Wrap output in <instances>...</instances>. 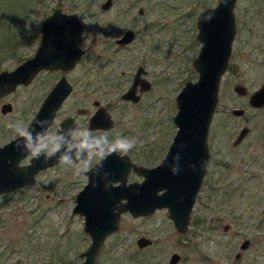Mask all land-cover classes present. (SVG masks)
Here are the masks:
<instances>
[{"label":"rangeland","instance_id":"obj_1","mask_svg":"<svg viewBox=\"0 0 264 264\" xmlns=\"http://www.w3.org/2000/svg\"><path fill=\"white\" fill-rule=\"evenodd\" d=\"M103 1L0 0V69H11L33 53L45 14L56 7L77 12L84 21L91 53L87 60L90 74L74 91L83 93L87 78L90 100L102 95L113 100V94L124 89L142 64L154 82L152 90L137 105L115 106L116 123L106 134L117 138L125 127L129 130L125 142L141 139L159 149L176 130L177 92L186 80L198 75L193 66L201 45L196 38L197 14L217 0H113L106 9L101 6ZM234 14L236 33L209 127L212 165L204 176L188 229L178 231L166 208L149 216L123 212L94 264H171L173 252L180 257L174 264H264V106L248 102V95L264 81V0H236ZM128 27L135 30V37L120 49L114 38ZM236 82L246 86V94L234 90ZM48 85L20 86L7 98L14 107L0 110V144L17 132L9 125L27 123ZM76 94L66 101L59 116L72 103L86 101ZM236 107L244 112L234 114ZM77 120L81 129L76 131H86L83 117ZM243 125L249 126V133L233 144ZM106 137L98 133L92 139ZM48 138L47 134V147L52 142ZM138 151L135 156L144 160L146 152ZM145 158L151 161L156 155ZM83 165L59 163L40 172L31 188L0 195V264L81 263L79 253L90 242V235L83 229V214L72 208L76 192L86 181L79 171ZM141 237L148 239L142 246L137 244ZM245 238L249 244L235 258Z\"/></svg>","mask_w":264,"mask_h":264},{"label":"water","instance_id":"obj_2","mask_svg":"<svg viewBox=\"0 0 264 264\" xmlns=\"http://www.w3.org/2000/svg\"><path fill=\"white\" fill-rule=\"evenodd\" d=\"M235 1L217 0L215 5L206 6L197 14L196 38L201 45L193 58V66L198 75L194 80H186L175 96L177 110L173 122L176 130L161 161L152 167L139 165L127 154L118 153L116 146L109 145L106 155L86 170L88 179L77 191L72 208V212L83 214V229L90 235V242L79 253L83 257L80 264L95 263L105 237L118 228L121 214L125 211L137 216L149 214L156 207H167L168 216L176 228L186 230L196 191L210 160L209 127L218 101L221 76L228 67L236 33ZM110 3L111 0H105L102 7L106 8ZM81 33L82 24L76 12L67 13L60 7L54 8L43 18L40 45L34 53L12 69L0 70V95L13 91L19 83H28L40 68L72 66L82 51L77 46ZM132 36V29H127L117 41H128ZM140 69L139 66L136 76ZM233 88L238 94L247 92L246 86L240 82H236ZM69 91V84L64 79L59 80L49 90L25 129L34 137L42 133L51 124L56 109ZM249 102L256 106L264 105V81L249 95ZM8 109L10 103L3 104L2 110ZM232 112L242 114L243 108H233ZM106 116L103 109L98 110L91 117L90 126L109 127L112 122ZM38 121L48 123L41 127ZM71 126L69 123L68 131ZM246 130L245 126L241 128L234 143L243 138ZM63 140L61 138L59 151L52 155L42 153L39 157L33 156L31 163L24 165L18 161L29 152L17 147L23 143L20 134L0 145V193L31 185L33 174L38 169L56 163L65 154L78 159L80 153L68 150L69 146ZM130 167L144 178L127 182ZM146 241L147 238L141 237L137 242L142 246ZM248 243L249 240L245 239L241 247H247ZM238 256L239 253L236 254ZM178 257L173 253L170 262H176Z\"/></svg>","mask_w":264,"mask_h":264},{"label":"flooded vegetation","instance_id":"obj_3","mask_svg":"<svg viewBox=\"0 0 264 264\" xmlns=\"http://www.w3.org/2000/svg\"><path fill=\"white\" fill-rule=\"evenodd\" d=\"M112 1L113 0H111V3H110V5L108 7L111 6ZM102 3H101V6H102ZM108 7H106V8H108ZM106 8H104V9H106ZM140 8H138V12L139 13H142L143 10L140 12L139 11ZM53 10L51 12L45 14L41 18L40 25H39V32H38V43L35 45L34 51L40 45V40H41V27H42L43 18L45 16H47L48 14H51L53 12ZM233 10H234V7H233ZM64 11H66V10H64ZM66 12L69 13V12H73V11H66ZM77 15H78V18L80 19L81 24H82L81 38H80V41L78 42L77 46L82 51L79 53V55H78L77 59L75 60V62L73 63V65L70 66V67H68V68H62V67H51V68L50 67H43V68H40L33 75L32 79L28 83H26V84L19 83L13 91H10V92H7L5 94L0 95V110H2V106L5 103H10V109H8L6 111H3L2 110V112L11 111L13 109L14 106H13L12 102L10 100H8L7 98L12 93H14L15 90L18 89V87H20V86L33 85L35 82H37V83H43L45 85L46 84L48 85L50 83L46 87L47 89L44 91L42 97H40L41 99H40V102L37 105V108L32 113V115L28 118L27 123L24 124L23 127H21V128H24L25 129L26 126L28 125L30 119L37 112V110L40 107V105H41L42 101L44 100L45 96L48 94L49 90L59 80H63L64 79L69 84L70 91L65 96V98L63 99V101L60 104V106L56 109V111H55V113L53 115V120H52L51 124L48 125L47 128L41 133V134H43L44 137L48 134V137H49L48 139L50 141H52V142H49L48 143L49 144V147H47V149H45L44 152H45V154H47V152H50L55 147V144L56 143H59L60 144L61 138H63L64 139L63 141L69 146L67 148L68 150L70 149V151L73 152V153H80L78 155L79 156L78 159H75L70 154H65L63 156L69 158L68 159V162H75V163L81 162V164H84L83 167L79 168V171H81V173H83L86 176V181H87L88 176L86 174V170H88L89 168H91L92 165L95 162L99 161L102 157H104L106 155L108 146L109 145L116 146L118 144V142H120L121 140H124V142L126 140L125 139V136H126L125 133L128 132L129 130L128 129H124L125 127L120 129V131L118 132V135H115V136H117V138H113V134H112L111 137H110V135H107L106 134V132L107 133L108 132H111V130L114 128L115 123H116V119L117 118H116V115L114 113V107L115 106H120V104H123V105H137V103H140V102L144 101L146 95L152 90V88L154 86V82L148 76V69L145 68L142 64H139L137 66V68L135 69V72L132 74V78L130 79V81L128 82V84L124 87V89H122L119 93H114L113 94V96H114L113 100H111V99H106L105 100V99H103V97H104L103 95H102V98H100V97H94V98H92L90 100V96H91L90 80H87V78L85 79L86 80V84H87L85 87H87V89L83 93L81 92L79 94H76V92L74 90L76 89L77 83H79V81H81V80L83 81L82 78L85 77L87 75V73L90 74V71H89L90 70V66L87 65V60L90 59L89 56H90V53H91L90 52V44L86 42L87 41L86 40L87 37H86V34H85L84 21L82 20L81 15H79L78 13H77ZM127 29H132V28H130V27L126 28L118 37H115L114 38V41L116 42L117 47L120 48V49L122 47H126L127 44L130 41H132L134 39V37H135V30L132 29L133 36H132L131 39H129L128 41H123L121 43L118 42L117 39L120 38ZM34 51H33V53H34ZM31 55H28V56L24 57L22 60L26 59L27 57H29ZM139 66L141 67V69L139 70V74L136 76ZM0 70H2V69H0ZM131 88H132V90L130 92H128L129 89H131ZM101 92L102 91H99L98 90V93L99 94ZM126 92H128V93L124 96V94ZM75 94L80 99H82L83 101H85V99H86V101L83 102V103H77L76 105L74 103H72V105H75L74 108L72 109V105H71L68 110H66L65 112H63L64 113L63 115L59 116L60 114H62V108H63L64 104L66 103V101L71 96H73ZM249 95H248V102H249ZM34 103H35V99H34ZM249 104L251 106H254V107H262V106H264V105H258V106L252 105L250 102H249ZM239 108H241V107H239ZM100 109H103L105 115H107L110 118V120H111L112 123L110 124L109 127H106V126L105 127H91L90 126V119H91V117L98 110H100ZM73 111H75V113H72ZM243 112H244V108H243ZM79 116H82L83 119L85 120V123H86V126H85L86 131H84V130L82 132L76 131V128L81 129L80 128L81 122L79 120H77V118ZM100 118H102L101 115H100ZM67 119H69V121ZM65 121H67V122H65ZM78 121L80 122V126L79 127H78ZM69 123H71L72 126H71L70 130L68 131V128H69L68 127V124ZM62 125H64V127H62ZM103 125H106V123L103 124ZM53 126H54V128H53ZM243 126H245L247 128V130H246V132H245V134L243 136V138H244L249 133L250 128H249L248 125H243ZM243 126H241L240 129L238 130L235 138L232 141L233 144H237V143H239L243 139L242 138L237 143H234V140L236 139L238 133L240 132V130H241V128ZM98 133H102L104 136H107L108 138L106 137L104 139H92V136L94 134L96 135ZM18 134H19V132L18 131L17 132L15 131L14 134H13V136L10 137L8 140L4 141L3 143L9 141L12 138H15ZM85 140L87 141V143L89 144L90 147L84 148V149H80L78 146L82 142H84ZM140 140L141 139H135V140L131 141V142L134 143V146L130 150H128L127 152H123V153L124 154H127L129 156L130 160L133 161V162H135L136 164L143 165V166H146V167H152V166H155L156 164H158L161 161V159L164 157L165 153L167 152V150H168V148L170 146V143H171L172 138L169 139L168 141H165V145H163V143L161 145H159V149H155L153 147V145L149 141H145V140L140 141ZM140 142H141V145H139ZM146 142H147V144H146ZM3 143H1L0 145H2ZM145 145L147 146V148H146ZM151 145H152V147H151ZM112 149H114V148H112ZM117 149H118V153L123 154L119 148H117ZM138 150H141L142 152H146V155L144 156V160H140L139 157L135 156V151H136V153H138L139 152ZM209 150H210V160H209V163L207 165L206 172L202 176V181H201L200 187L196 191V195H195L194 202L192 204V209H191V212H190V218H189L188 226H189L190 220L192 219V211H193L194 205H195V203H196V201L198 199V194H199L200 189L202 188L203 183H204V176L208 172V168L212 165V159H211V157H212V150H211L210 144H209ZM154 155H156V158L154 160H151ZM32 157L33 156L30 153H27L24 157H22L18 161V163L21 164V165L31 163V161H32L31 158ZM145 157H151V159H150L151 161L146 160ZM148 161H149V163H147ZM59 163H61L60 160L57 161L54 164L47 165L46 167H42V168L38 169L33 174V183L31 185L21 186V187H14V188H12L10 190L1 192L0 195L1 194H5V193H11V192H14V191H17V190H20V189H24L25 190V189L31 188L35 184L36 178H37V176H38V174L40 172H42V171H44V170H46V169H48V168H50L52 166H55V165H57ZM143 178H144L143 175H141L138 172L134 171L133 168L130 167V169H129L128 173H127L126 181L127 182H129V181H141ZM85 182H84V184H85ZM117 182L118 181H116L114 183H117ZM161 208H166L167 211H168V208L167 207H156L153 210V212H151L149 214H141V215H137V216H149L152 213H154L157 209H161ZM263 209H264V207H263ZM173 224H174V221H173ZM225 225H227V224H225ZM188 226H187L186 230L188 229ZM175 228H176V226H175ZM186 230H184V231L178 230V231L185 232ZM245 239L249 240L248 238H245ZM243 241L244 240H242L240 242V244H239V250L234 253V257L235 258H238L241 255V250L242 249H246L247 248V247H245V248H242L241 247V243ZM137 244H138V242H137ZM173 253H177V252H173ZM173 253L170 255V258L173 255ZM237 253H239V256L238 257H236V254ZM178 256H179V254H178ZM170 258H169V261H170ZM179 258L180 257L177 258L176 262L179 260ZM176 262H174V263H176ZM174 263H171V264H174Z\"/></svg>","mask_w":264,"mask_h":264},{"label":"clouds","instance_id":"obj_4","mask_svg":"<svg viewBox=\"0 0 264 264\" xmlns=\"http://www.w3.org/2000/svg\"><path fill=\"white\" fill-rule=\"evenodd\" d=\"M40 126L47 124V121H38ZM9 127H16V130L19 132L20 136L23 137V143L18 144L17 147L21 148L24 151L29 152L34 157H39L42 153H45L44 150L46 149L47 145L45 144V137L41 133H37L35 137L33 136L32 132L28 131L27 129L21 128L19 125H9ZM134 146L133 142H124L121 140L116 145L117 148L121 150V152H127ZM61 145L59 143L55 144V147L50 151L47 152L48 155L54 154V152L59 151ZM80 149L90 147L87 141L85 140L79 146ZM70 150V149H69ZM115 151V149H113ZM111 154V153H109ZM68 157L62 156L60 158L61 163H66L68 161Z\"/></svg>","mask_w":264,"mask_h":264}]
</instances>
